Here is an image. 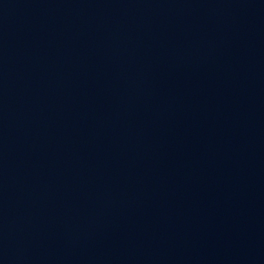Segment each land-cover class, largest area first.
I'll list each match as a JSON object with an SVG mask.
<instances>
[{"label": "water", "instance_id": "water-1", "mask_svg": "<svg viewBox=\"0 0 264 264\" xmlns=\"http://www.w3.org/2000/svg\"><path fill=\"white\" fill-rule=\"evenodd\" d=\"M0 264H264V124L135 159L0 168Z\"/></svg>", "mask_w": 264, "mask_h": 264}]
</instances>
